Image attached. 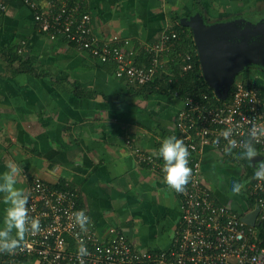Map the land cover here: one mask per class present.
<instances>
[{
    "label": "crops",
    "instance_id": "crops-1",
    "mask_svg": "<svg viewBox=\"0 0 264 264\" xmlns=\"http://www.w3.org/2000/svg\"><path fill=\"white\" fill-rule=\"evenodd\" d=\"M33 1L47 8L48 0ZM80 10L91 16L97 37L127 38L135 62L142 64L143 44L157 40L164 29L173 30L177 17L199 13L207 23L244 18L264 14V0H81ZM64 39L50 41L40 33L21 0H9L0 14V175L10 163L21 168L15 187L24 194L33 177L51 187L68 183L104 241L111 239L113 228L140 250L168 249L180 216L179 199L137 162L125 141L156 155L162 140L173 135L181 99L142 94L117 79L115 69ZM245 77L259 81V88L264 84L260 70ZM261 96L264 110V92ZM259 168H264V154L249 161L236 151L223 158L204 151L206 182L227 177L230 186L242 185L243 208L237 199L230 204L224 198V203L213 189L220 203L242 217L255 209L246 189ZM6 207L0 194V226ZM16 264L41 263L31 257Z\"/></svg>",
    "mask_w": 264,
    "mask_h": 264
},
{
    "label": "built area",
    "instance_id": "built-area-1",
    "mask_svg": "<svg viewBox=\"0 0 264 264\" xmlns=\"http://www.w3.org/2000/svg\"><path fill=\"white\" fill-rule=\"evenodd\" d=\"M8 1L0 0V14L7 10ZM21 2L32 11L37 30L50 41L64 36L78 52L100 62H114L115 77L130 87L147 84L163 72L167 55L174 51L179 38L174 30L164 29L157 40L143 44L147 63L137 65L136 52L127 38L114 35L104 39L92 33V18L81 12V0H48L45 9L33 0ZM178 57L182 62L180 77L192 69V56L177 53L171 61ZM172 78L175 76L170 75ZM242 79H235L229 100L219 105L202 91L184 97L173 94L182 102L174 117L173 135L188 147V167L192 170L183 192L177 193L163 182L160 158L134 148L131 139L125 141L137 162L148 166L179 199L180 216L168 249L140 250L113 228L109 231L111 239L104 241L90 224L85 230L73 227L72 213L83 210L76 191L68 183L51 187L33 177L25 195L29 198L28 215L39 220L40 230L25 233L14 251L0 252V264H16L31 257L41 264H264V247L256 228V224L264 225V178L255 176L246 189L259 208L255 225H248L229 205L218 201L202 172L205 149L223 158L230 150L243 153L244 142L250 141L257 155L264 154L262 98ZM227 131L233 132L231 141L224 139ZM233 142L239 147L232 149ZM81 242L87 255L78 254Z\"/></svg>",
    "mask_w": 264,
    "mask_h": 264
},
{
    "label": "water",
    "instance_id": "water-1",
    "mask_svg": "<svg viewBox=\"0 0 264 264\" xmlns=\"http://www.w3.org/2000/svg\"><path fill=\"white\" fill-rule=\"evenodd\" d=\"M179 24L191 31L201 76L217 100H226L236 76L245 69H264V17L206 23L195 13L181 18ZM258 211L255 206L241 217L242 222L255 225Z\"/></svg>",
    "mask_w": 264,
    "mask_h": 264
},
{
    "label": "clouds",
    "instance_id": "clouds-1",
    "mask_svg": "<svg viewBox=\"0 0 264 264\" xmlns=\"http://www.w3.org/2000/svg\"><path fill=\"white\" fill-rule=\"evenodd\" d=\"M224 139L231 141L233 132L227 131ZM255 135V129L253 130ZM221 144L220 140L215 142ZM230 147L235 149L239 145L235 142ZM155 154L163 162L161 172L163 174V182L177 193L184 191V186L188 183L191 175L189 164L188 147L182 139L175 135L168 136L163 139L159 148L155 150ZM243 155L252 161L257 156L256 149L250 141L244 142ZM22 173V169L10 163L8 171L0 175V194H3L4 203L7 207L3 213V225L0 226V252L14 251L25 233H36L40 230V222L37 218L28 215L29 198L24 194L22 189L15 187L17 181L16 176ZM256 176L264 178V168L256 170ZM242 185L236 183L233 185L232 192L239 193ZM73 227H79L85 230L89 224L90 217L83 210L72 213ZM78 254L80 256L87 255V249L81 242Z\"/></svg>",
    "mask_w": 264,
    "mask_h": 264
},
{
    "label": "trees",
    "instance_id": "trees-1",
    "mask_svg": "<svg viewBox=\"0 0 264 264\" xmlns=\"http://www.w3.org/2000/svg\"><path fill=\"white\" fill-rule=\"evenodd\" d=\"M263 17H264V14H256V15L253 14V15L244 16V19L249 20V21H258L259 19ZM180 19L181 18L177 17L176 19L177 23ZM230 19H233V18H230ZM173 30L179 34V38L175 41L174 51L169 52L167 55L168 61L165 64V67H164L165 70L155 75L151 82L144 84L142 86L132 87V88L139 89V91H141L142 94L156 93V94L172 96V94L177 93L179 97H184L188 94L193 95L197 93L198 91H202L208 94V96L210 97V101L212 99V103H214V105L215 104L219 105L225 101H228L233 91L232 87L229 90L228 97L226 98V100L220 101L215 98L213 91L204 82L203 77L201 76V70L199 67L198 57H197L196 49L193 43L191 31L188 28L182 27L179 23L174 26ZM61 37L64 38V36H61ZM149 43H152V42H149ZM141 52L143 55L142 57L148 58V56L142 50ZM177 53L181 55H184L185 53H189L192 56V59H191L192 69L180 77H178V73L180 72L181 65H182L181 58L178 57V58H175L173 61H171L173 56L176 55ZM145 63L147 62L145 61L142 64H145ZM101 64H104L106 67H109L112 70L114 69L116 70L117 65L114 62H101ZM135 64L142 65L137 62H135ZM251 70H260L264 72L263 68L249 67L245 69L242 73L238 74L235 79H237L238 77L243 78L242 81H244L248 87L256 89V91H258V93L260 94V97L262 98L261 95L264 92L263 91L264 84H262V86H260L259 88V85H260L259 81L257 80L253 82H251L250 80L247 81V78L245 77L246 73H248ZM170 75H174L175 78L170 79ZM251 201L253 200L251 199ZM77 203H78V200H77ZM256 228L259 232V238L261 240V245L262 247H264V225L260 223L256 224ZM22 260H25V258L19 259L18 262Z\"/></svg>",
    "mask_w": 264,
    "mask_h": 264
},
{
    "label": "rangeland",
    "instance_id": "rangeland-1",
    "mask_svg": "<svg viewBox=\"0 0 264 264\" xmlns=\"http://www.w3.org/2000/svg\"><path fill=\"white\" fill-rule=\"evenodd\" d=\"M219 175H220V172H219ZM217 182H215L214 184H210L212 189L215 190V192L219 193V195L222 197V200L223 202L225 203L226 201L230 202V200H234V199H237L238 201L240 200L241 203L239 205L240 208H243V203L244 204H247V198L246 196L241 192L239 193H233L232 192V188H233V185L236 184L234 183L233 185H229L227 182L229 181L227 177H225V180L223 179H220V180H216ZM225 198V200H224ZM239 201V202H240ZM229 204V203H228ZM231 204V202H230ZM170 205L171 207H174V203L171 201L170 202Z\"/></svg>",
    "mask_w": 264,
    "mask_h": 264
}]
</instances>
